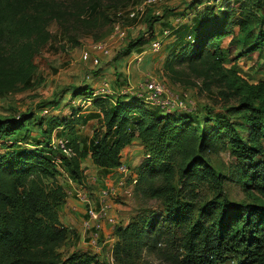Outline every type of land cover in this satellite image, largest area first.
I'll use <instances>...</instances> for the list:
<instances>
[{"label":"trees","instance_id":"16d2710c","mask_svg":"<svg viewBox=\"0 0 264 264\" xmlns=\"http://www.w3.org/2000/svg\"><path fill=\"white\" fill-rule=\"evenodd\" d=\"M231 1L191 0L187 21V13L170 9L150 15V38L140 36L126 50L132 54L151 46L160 24L161 34L168 31L174 42L164 75L182 87L200 81L201 91L216 89L221 111L166 112L124 94L128 85L118 82L119 89L107 95L96 94L88 83L71 87V97L90 106L72 108L70 115H43L40 106V115L0 117V264H104L87 253L61 254L73 235L60 217L72 187L59 178L84 185L87 160L101 172L117 171L124 149L135 140L144 152L135 186L161 201L165 214H142L116 229L118 264H138L143 251L155 249L160 240L174 247L177 233L174 264H228L236 255V264H257L264 257V76L252 81L237 72L242 58L257 53L264 59V0H239L237 11ZM65 2L83 3L82 17L96 0H0V96L32 86L34 60L53 41L51 24L68 23L76 13ZM224 3L229 5L223 9ZM171 16L180 18L172 24ZM32 126L42 139L32 136ZM63 139L70 154L53 145ZM221 151L231 158L224 171L212 160ZM227 180L256 192L259 203L228 202L223 198ZM203 185L213 197L197 207L196 192Z\"/></svg>","mask_w":264,"mask_h":264},{"label":"rangeland","instance_id":"374dc122","mask_svg":"<svg viewBox=\"0 0 264 264\" xmlns=\"http://www.w3.org/2000/svg\"><path fill=\"white\" fill-rule=\"evenodd\" d=\"M142 1L144 0H96L94 5L86 8L82 17L79 16V13L82 12V7H84L83 3L72 4L65 2L68 4L70 11L76 12L74 17L65 24L57 22L51 24L50 32L53 36V41L34 60L37 66V73L32 86L28 89L19 88L4 96H0V117H18L21 113L27 112L40 115V110L42 109L40 106H45L43 111L49 109V113L46 115L60 117L70 115L72 108H87L90 106L88 101L83 98L74 99L71 97V93L68 90L73 86H81L88 83L98 91L103 83L106 82L111 89V94H113L115 90L119 89L117 88L118 82L127 83L128 86L126 88L137 89L141 83L150 77L163 83L175 93L186 94L188 100L192 102L195 111L202 113L201 111L205 107L213 108L216 112L221 111L216 89H212L211 92L201 91L200 81H196L195 85L182 87L180 84L171 83L164 75L162 72L163 63L174 42L169 40L167 35L163 36L161 34L160 24L155 25L154 29L155 38L162 42L159 52H153L151 46L145 47L141 52L135 51L132 54L126 51L128 44L140 36L144 35L145 38H150L146 24L147 17L150 15L154 16L160 13L163 16L166 10L170 9L174 10L173 13L175 14L187 13L183 19V21H187L191 19L193 14V11H187L186 9L188 2L191 0H158L157 4L146 8L144 14L146 16L142 20L131 21L127 19L126 14L128 11ZM239 3V0H232L229 4L232 9L237 11ZM229 4L224 3L222 8H226ZM203 8L202 6L199 9ZM174 17L171 16L170 18L172 24L180 18L178 16ZM115 22H121L128 29L126 39L113 49L110 57L100 58L101 61L98 67L82 62L81 52L90 48L96 42L106 40ZM234 30L236 34L238 28L234 27ZM232 39L233 36L226 38L223 41V46H228ZM263 62L264 59L255 53L252 57L242 58L238 61L237 72L244 78L257 81L264 76V71L260 69ZM106 70H110V72L105 73ZM87 77L92 79L88 81ZM42 114L44 113L42 112ZM94 124L95 122H92L89 126ZM30 129L33 131V137L43 138L40 130L34 126L30 127ZM79 130L86 134L91 132L89 128L79 127ZM0 151L3 152L4 150L0 148ZM122 160L128 167L127 175L124 176V174H120L117 171L114 174L111 173L112 180H110L112 182L107 183V186L104 185L110 192L109 197L106 198L107 204L112 203L114 205L113 208L109 207L107 210L109 216L114 218L115 225L102 220V222H106L109 225L110 229L107 232L100 231L97 246L89 244L91 235L89 234L90 231H87L85 223L83 229H73L72 234L74 236L60 249L64 257L74 252H80L96 256L104 264H118L113 254L114 247L118 242L115 234L116 229L127 226L142 214H165V208L161 201L147 198L140 191L141 187L136 188L135 186L139 166L144 160L143 149H141L136 140L124 149ZM212 160L214 165L223 171L231 163L230 155L226 151L213 154ZM89 169L87 167L85 171ZM88 174H90V171ZM109 174L110 172H101L97 168L91 176L101 180ZM59 182L68 187V182L64 177L59 178ZM92 186L94 185L91 184V187L84 188L86 192H83V194L88 195L89 199L94 196L92 194ZM106 188H103L102 191ZM70 190H73V193L75 192L73 188ZM196 193L199 194L196 201L197 207H200L204 200L212 199L213 197L210 188L204 185L198 187ZM223 198L231 203L255 204L259 203L260 197L256 192L248 193L238 184L227 180L224 183ZM73 209L76 210L77 207L74 206ZM112 210L115 212L111 213L110 211ZM84 231L87 233H83ZM88 235L90 236L88 237ZM176 237V245L174 247L165 239L160 240L155 249H145L138 260V264H174L171 254L176 253L180 240L179 233H177ZM83 243L87 244L86 247L83 246ZM239 258L240 255L231 257L228 264H236ZM257 264H264V257Z\"/></svg>","mask_w":264,"mask_h":264},{"label":"built area","instance_id":"2783aa9c","mask_svg":"<svg viewBox=\"0 0 264 264\" xmlns=\"http://www.w3.org/2000/svg\"><path fill=\"white\" fill-rule=\"evenodd\" d=\"M157 1L158 0H144L141 3L136 4L128 11V13L126 14V18L129 20L141 19L145 14L146 8L148 6L157 4ZM159 14L160 13H158L157 15ZM127 31L128 29L123 24H121V22H115L106 40L96 42L90 48L84 49L81 52V61L86 64H91L92 66L98 67L101 61L100 58L110 57L113 53V49L126 39V37L128 36ZM168 34L169 32L167 31L166 35ZM161 47L162 42L157 40L152 43L151 50L153 52H159ZM91 79L92 78L87 77L88 81ZM123 93L136 95L148 105L153 107H159L165 110L166 112H172L174 110H181L183 112L194 111L192 102L188 100L186 94L182 95L171 91L163 83L157 81L153 77L146 79L143 83H141L139 88L135 89L129 87L124 89ZM96 94H111V89L108 83L104 82L102 87L96 92ZM88 104H90V102H88ZM43 113V115L48 114L49 109H45ZM54 144L59 146L65 154L71 153V150L68 148V140H54L53 145ZM117 172L126 176V173L128 172V167L124 163H122V165L118 168ZM69 182L72 186H74L75 190L74 193L73 190H71L69 192V196H76L78 201L87 205L86 215L88 219L85 221V227L87 231H90L89 234L91 235V240L89 244H91V246H97L99 243L98 239L100 237V231L102 229L96 223L104 220L107 221L109 224L115 225L114 218L109 216L107 210L109 209V206L106 203V198L109 197V189L106 188L102 191L101 205L100 207L96 208L88 198V195L83 194V192H86L84 189L85 187L83 185L75 186L72 181Z\"/></svg>","mask_w":264,"mask_h":264},{"label":"crops","instance_id":"0c3cea01","mask_svg":"<svg viewBox=\"0 0 264 264\" xmlns=\"http://www.w3.org/2000/svg\"><path fill=\"white\" fill-rule=\"evenodd\" d=\"M120 64H122V63H120ZM106 72L109 73L110 70H106L105 73ZM141 149H142V147H141ZM87 167H89L90 169L88 171H85L86 182H85V184L83 186L85 188H89V187H91V184L94 185V186H92L93 187L92 194L94 196L90 197V199H92V201H91L92 204L96 208H98V207H100L101 202H102V200H101V191H102L103 188H106L105 186H107L109 183L112 182L111 181L112 180V178H111L112 174L111 173L114 174L116 172V169L110 171V174L108 176H104L103 179L98 180V178H96L95 176H91V175H93L94 170H96L97 168L92 164V162L90 160L85 161V163L83 164L84 170ZM89 171H90V174H88ZM68 185H70L74 189V186H72L70 182L68 183ZM106 203H107V200H106ZM74 206L77 207L76 210L73 209ZM108 206L111 207V208L114 207V205L112 203L108 204ZM86 208H87V205L84 204V203H81L80 201H78L76 196H69V198L67 199L66 204L63 205L61 207V209H60V217H61L62 223L64 225H66L67 227H69L70 229H72V230L73 229H79V230L83 229L84 228L83 225H84L85 221L88 219V217L86 215ZM110 212L114 213L115 211L112 210ZM96 224L99 225V227H101V229L103 231L107 232L110 229L109 225L106 222L100 221V222H97ZM83 233H87V232L84 231ZM89 236L90 235H88V237ZM72 237H73V235L71 236V238ZM83 242H84V240H83ZM86 245H87L86 243H83L84 247H86Z\"/></svg>","mask_w":264,"mask_h":264}]
</instances>
